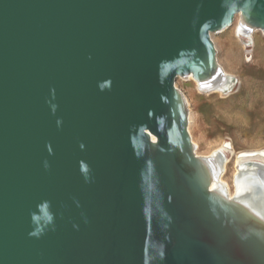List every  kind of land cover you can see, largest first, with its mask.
Wrapping results in <instances>:
<instances>
[{"label": "water", "instance_id": "1", "mask_svg": "<svg viewBox=\"0 0 264 264\" xmlns=\"http://www.w3.org/2000/svg\"><path fill=\"white\" fill-rule=\"evenodd\" d=\"M240 11L264 26V0H0V264L229 263L171 131Z\"/></svg>", "mask_w": 264, "mask_h": 264}, {"label": "bare ground", "instance_id": "2", "mask_svg": "<svg viewBox=\"0 0 264 264\" xmlns=\"http://www.w3.org/2000/svg\"><path fill=\"white\" fill-rule=\"evenodd\" d=\"M228 29L246 49L248 42L255 43L257 34L264 35V26L257 24L251 13L240 11L229 28L212 35L214 48L206 65L181 79L192 81L203 91L223 93L230 88L232 74L221 62L215 41L216 34ZM233 52L229 51L236 56ZM175 119L171 141L176 157L188 186L202 199L203 216L213 222L227 260L230 264H264V149L237 152L229 176L231 158L227 153L235 152V147L223 143L209 153L200 151L201 144L192 131L190 98L179 81L175 83ZM184 127L188 136L183 138Z\"/></svg>", "mask_w": 264, "mask_h": 264}, {"label": "rangeland", "instance_id": "3", "mask_svg": "<svg viewBox=\"0 0 264 264\" xmlns=\"http://www.w3.org/2000/svg\"><path fill=\"white\" fill-rule=\"evenodd\" d=\"M215 41L221 62L232 74L230 88L220 93L200 90L181 78L177 82L190 98L192 131L200 151L209 153L223 143L235 147L227 153L230 176L237 152L264 149V35L257 34L247 49L232 29L216 34Z\"/></svg>", "mask_w": 264, "mask_h": 264}]
</instances>
